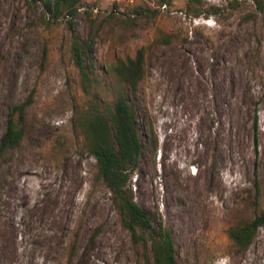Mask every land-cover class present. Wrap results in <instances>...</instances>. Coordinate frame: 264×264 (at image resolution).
<instances>
[{"label": "rangeland", "instance_id": "374dc122", "mask_svg": "<svg viewBox=\"0 0 264 264\" xmlns=\"http://www.w3.org/2000/svg\"><path fill=\"white\" fill-rule=\"evenodd\" d=\"M79 14L72 32L41 3L0 0V141L12 113L27 132L0 163V264H153L80 129L92 97L72 42L89 33L104 103L124 86L116 63L146 49L130 101L159 149L128 189L170 230L177 263L264 264V227L246 250L228 237L264 210V12L254 0H84Z\"/></svg>", "mask_w": 264, "mask_h": 264}, {"label": "trees", "instance_id": "16d2710c", "mask_svg": "<svg viewBox=\"0 0 264 264\" xmlns=\"http://www.w3.org/2000/svg\"><path fill=\"white\" fill-rule=\"evenodd\" d=\"M41 3L52 17L68 20L74 32L75 21L79 17L84 0H27ZM260 11L264 12V0H254ZM213 8L211 15L218 13ZM94 34L86 39L73 36L72 57L81 73L84 90L92 97L86 118L80 124L86 150L97 161L98 177L113 195L121 225L128 230L135 245L149 249L153 264H178L177 251L170 230L161 221L136 201L128 189L133 174L140 168L146 151L155 157L159 140L153 125L148 128L145 141L137 127L136 114L130 101V94L138 92L147 71L146 49H140L134 58L119 60L113 68L124 86L116 90L111 103H104L98 94H92V87L98 84L93 57ZM26 104L18 107L22 114ZM11 114L7 129L0 141V163L9 152L19 149L26 138V125L22 119ZM264 227V210L255 218L228 229V237L241 250H246Z\"/></svg>", "mask_w": 264, "mask_h": 264}]
</instances>
